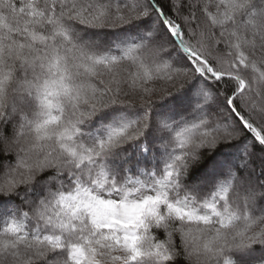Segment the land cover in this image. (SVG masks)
Listing matches in <instances>:
<instances>
[{
  "label": "snow or ice",
  "instance_id": "6c2138e0",
  "mask_svg": "<svg viewBox=\"0 0 264 264\" xmlns=\"http://www.w3.org/2000/svg\"><path fill=\"white\" fill-rule=\"evenodd\" d=\"M0 264H264V0H0Z\"/></svg>",
  "mask_w": 264,
  "mask_h": 264
}]
</instances>
